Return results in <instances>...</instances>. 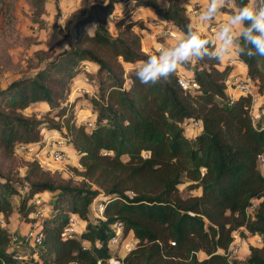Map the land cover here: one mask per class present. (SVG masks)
<instances>
[{
    "label": "trees",
    "instance_id": "obj_1",
    "mask_svg": "<svg viewBox=\"0 0 264 264\" xmlns=\"http://www.w3.org/2000/svg\"><path fill=\"white\" fill-rule=\"evenodd\" d=\"M26 1L30 20L42 28L46 0ZM168 2L165 9L154 0H79L59 32L63 46L36 51V66L0 89L3 152L39 144L44 125L47 134L63 137L78 165L70 168L76 180L42 169L33 159L18 179L0 174V264H109L116 257L108 244L115 223L121 237L130 233L135 239L119 264H264V56L237 57L245 78L263 96L255 118L249 93L229 98L225 81L231 67L215 59L181 65L196 83L189 93L177 85L176 72L167 81L142 85L134 68L125 72L124 65L140 64L157 45L143 51L136 29L145 26L132 9L182 34L191 24L189 13L179 0ZM238 4L231 0L222 13L230 15ZM83 63L94 71H82ZM80 74L94 83V94L68 101L70 82ZM81 100L93 117L89 129L76 122L74 106ZM40 103L41 116L23 113ZM182 180L198 194L181 196ZM43 193L53 198L40 225V245L12 242L7 227L12 212L32 226L33 198ZM97 196L104 198L102 210L92 222L89 208ZM253 198L257 203L246 213ZM70 214L86 224L67 238L62 230ZM233 231L256 235L259 246L248 245L242 259L228 257Z\"/></svg>",
    "mask_w": 264,
    "mask_h": 264
},
{
    "label": "rangeland",
    "instance_id": "obj_2",
    "mask_svg": "<svg viewBox=\"0 0 264 264\" xmlns=\"http://www.w3.org/2000/svg\"><path fill=\"white\" fill-rule=\"evenodd\" d=\"M154 1L156 2V0ZM179 1L185 5L187 13H189V10L191 9L199 7L206 8L208 4V0H203V2H201V0ZM78 3L79 0H46L44 14L41 16L44 21V25L42 28H38L37 23H34L30 20L31 8L29 7L26 0H0V89L4 88L10 81L20 77L36 66L38 62V57H35L36 51H54L63 46V40L60 38L59 32H64V24L69 18L70 13L76 9ZM195 3H197L198 6L195 7ZM198 28L199 25L195 29L198 30ZM108 30L112 32V27L110 25H108ZM173 30L175 31V29ZM136 31L139 33L138 29H136ZM150 33L153 36L156 35L154 28L151 29ZM159 39L162 38L159 37ZM175 41L176 40L171 39L165 42L166 44H164V46H170L174 44ZM132 68L133 66L131 65H124L125 72ZM77 77L78 78L73 82H70L69 97L67 98L68 101H72L74 99L75 94L77 93L75 89L79 86L87 88L89 91H91V94L83 93L84 96H92V93L94 94V83L90 79L89 83H84L81 74ZM83 94H79L78 97H83L80 96ZM74 107L76 112V122L80 123L84 116H87L90 113L87 101H76ZM43 108V105L39 106L38 108H26L23 110V113L28 115L30 111H33L36 117H39L43 113ZM42 127H44V125L40 127V132L45 133L46 135L43 134L39 144H31V150L29 152L26 150H20L18 145L14 146L12 153H5L0 149V174L6 175L12 179H18V177L20 178L23 175L26 163L33 159L37 161V163H40L42 169L48 170L57 176L63 177L65 179H78L70 170L72 166L78 167V165L73 161L72 152L66 144L65 148L68 150V158H66V160L52 162L44 157L45 155H43L42 152L45 149H48L50 146L56 144L59 138L63 140V137L57 135L55 132L47 134L45 132L46 130ZM187 132L190 133L189 130ZM258 169L262 170V167L259 164ZM187 184V181L182 180V183L178 186L181 196L198 194V190L196 189L188 190L186 187ZM52 198L53 194L49 193H43L41 196H35L33 201L36 199L39 201L38 203L34 202L35 208H42L44 213L43 215L45 216L48 209L50 208ZM103 199L104 198L102 196H97L93 199L89 208V221L93 222L94 219L98 217L96 215L97 211L95 208L99 203L103 202ZM18 201V195L12 197L11 203L13 207L16 208ZM79 221L80 228H82L83 225L85 226L86 223H83L81 220ZM8 223H10V226H15V233L13 234H16L18 237H20L29 229V223L20 220L17 216L16 210L12 212ZM77 226L78 223L76 225V230L79 231V226ZM244 234L245 236L241 237L238 235V231L232 232V242L233 245H236L237 247V251L233 255V258L241 259L247 252L248 245H253L256 247L259 246V238L256 235H249L246 232H244ZM130 242H135V239L132 238L130 233H127L120 239L119 245L117 246L116 250L113 251V253L115 252V256L117 258L122 257L124 253L132 248ZM18 249L19 253H24L26 250V248L21 246ZM111 249L114 248L111 247ZM197 257L200 259L203 257V254L197 253Z\"/></svg>",
    "mask_w": 264,
    "mask_h": 264
},
{
    "label": "clouds",
    "instance_id": "obj_3",
    "mask_svg": "<svg viewBox=\"0 0 264 264\" xmlns=\"http://www.w3.org/2000/svg\"><path fill=\"white\" fill-rule=\"evenodd\" d=\"M230 2L208 0L207 7L198 14V30L189 24L174 44L159 46L155 54L132 70L136 80L142 85H155L167 81L179 66L205 58L219 61L233 56H264V0H239L235 12L218 22L214 33L203 34L204 26L211 25ZM156 3L165 9L170 6L168 0H156ZM95 27L91 26L88 31Z\"/></svg>",
    "mask_w": 264,
    "mask_h": 264
},
{
    "label": "built area",
    "instance_id": "obj_4",
    "mask_svg": "<svg viewBox=\"0 0 264 264\" xmlns=\"http://www.w3.org/2000/svg\"><path fill=\"white\" fill-rule=\"evenodd\" d=\"M189 12H190L191 16L195 15V9H191ZM223 21L224 20H214L211 25H206L204 27V30L206 31V33L208 35L212 34V33H214V29H215V26L217 25V23L223 22ZM146 24L149 27L154 28L156 30V35H158L159 37L166 39V38H174L176 35V30L174 31L173 29H170V30L164 29L163 28L164 22H162L158 18H152L149 20V22L147 21ZM159 46H161V45H159ZM159 46H157L156 51H157ZM236 60H238L237 57H236ZM229 61L230 60H228V62ZM238 61L241 62L240 60H238ZM139 65L140 64L137 63V64H134L131 66H133V68H136V67H139ZM88 66H89V63H83L81 65V70L84 72H89ZM82 77H83L82 80L84 83H89V79L86 76H82ZM176 83L183 91L188 92V93L193 91L196 88V83L190 77L186 76L182 71H176ZM225 84H226V88L230 89V91L227 95L229 96V98L231 100H233L235 98L234 94L237 95L239 93H241V94L249 93L251 96V109H252L253 105L256 102L257 94L252 93V91H251L252 86L247 81L245 76H241L240 73L232 74L230 76V79L228 81H225ZM75 90L77 92L75 94V96H77L81 93L82 94L83 93L91 94V91H89V89L84 88L82 86H79ZM251 109H250V112H251ZM80 123L86 129H89L90 127H92L93 117L89 118L88 116H84V118L81 120ZM198 126H199V124L197 122L192 123L193 129H196ZM191 131H192V129H191ZM30 145L31 144H28V145L21 144V145H18V148L20 150H26L27 152H29L31 150ZM67 151L68 150H67V148H65V143L63 142V140L61 138H59V140L57 141L56 144H54L53 146H50L48 149H45L42 153H43V155H45L44 157H46V159H48L49 161L60 162V161L66 160V158H68ZM262 162H263L262 155H257V163L259 165H261ZM38 164L40 165L39 162H38ZM34 202L38 203L39 201H38V199H36ZM256 203H257V199H254V198L251 199L245 207V212L247 213V212L251 211V209L255 206ZM95 210L97 211L96 215L98 217H100L101 210H102V204L99 203L96 206ZM43 214L44 213H43L42 208H36L33 211V213L31 214V216L35 220L34 223L32 224V226L29 225V229L25 233H23L20 237H18L16 234H12L11 241L22 244L24 246H30V247H36V246L40 245L41 240H42V232L40 231V225L43 222V217H44ZM77 223H78V226H80V221L78 220V217L75 214H70L67 218V223L62 230L63 236L68 238V237H73V236L78 235L79 232L76 230ZM0 224L4 225L1 218H0ZM111 230L113 231V235L109 239L108 244H109L110 248L111 247L114 248L111 250L115 251L117 246L119 245L120 239L122 238L121 237V226H120V224L115 223L113 226H111ZM134 244H135V242L131 243V247H133ZM236 251H237V247H236V245H233V242H232L229 244L228 249L226 251V254L228 257H233V255L236 253ZM125 254L126 253H124L122 255V257ZM122 257H118V258L117 257H110L107 262L109 264H119V261ZM17 259H20V256H17Z\"/></svg>",
    "mask_w": 264,
    "mask_h": 264
},
{
    "label": "crops",
    "instance_id": "obj_5",
    "mask_svg": "<svg viewBox=\"0 0 264 264\" xmlns=\"http://www.w3.org/2000/svg\"><path fill=\"white\" fill-rule=\"evenodd\" d=\"M194 1V0H193ZM201 2H203V0H201ZM202 5H204V4H202ZM194 6L196 7V6H198V4L197 3H195L194 4ZM205 6V5H204ZM204 8L205 7H199V8H195V15L194 16H191L190 15V12H189V17H190V20H191V24L194 26V28H197V26L198 25H196V24H198L197 23V21H198V14L199 13H201L203 10H204ZM132 12L134 13V14H138L139 15V17H141V20H142V23H143V25L145 26V29L143 28V29H138L139 30V34L141 35V42H142V48H143V51L144 52H150L151 51V49L153 48V47H156V45L157 46H159V45H164V44H166L165 42H167V41H169V40H177V39H175V38H162V37H160V38H162V39H158L159 38V36L158 35H155V36H153L150 32H151V29H153L152 27H149L148 25H146V23H147V21L149 22V20L150 19H152V18H156V17H154L153 15H150V14H147V13H144V12H142V11H140V10H138V8H134V9H132ZM228 13H221V14H219L217 17H216V19L215 20H226L227 19V17H228ZM193 23H195V24H193ZM205 27V26H204ZM150 29V30H149ZM149 31V32H148ZM154 31L156 32V30L154 29ZM144 32H145V34H144ZM156 34V33H155ZM203 34H205L206 36L208 35L207 33H206V31L204 30V33ZM181 34H179L178 35V37L177 38H179V36H180ZM158 39V40H157ZM176 42V41H175ZM157 48V47H156ZM228 60H230L229 62H228ZM219 62H220V65H228V66H230L231 67V71H230V73H229V76H228V78L226 79V81H228L229 79H230V76L232 75V74H235V73H240L241 74V76H245L244 75V65L241 63V62H239L238 60H236V57L235 56H233V57H225L223 60H219ZM94 66H92V65H90L89 64V66H88V71H94ZM177 71H182L186 76H188V77H191V74H190V72H188L186 69H184L182 66H179L178 67V69H177ZM229 91H230V89H228V88H226V93L228 94L229 93ZM251 91H252V93H256V90H255V88L254 87H252V89H251ZM257 94V93H256ZM234 97H236V95L234 94ZM263 101V96H261V95H259V94H257V97H256V102H255V104L253 105V107H252V109H251V114H252V117H256L257 115H258V113H260V111H261V108H260V105H261V102ZM42 104L40 103V105L39 106H41ZM39 196V195H38ZM40 196H41V194H40ZM84 223V222H83ZM7 227H8V229L10 230V232L11 233H15V226H10V223H7ZM84 228V225L82 226V228H80V226H79V231L78 232H80L82 229ZM235 241V240H234ZM259 245V244H258ZM199 253H201V252H199ZM247 255V252L245 253V255L242 257V258H244L245 256ZM204 256V255H203ZM201 258H203V257H201ZM241 258V259H242Z\"/></svg>",
    "mask_w": 264,
    "mask_h": 264
},
{
    "label": "bare ground",
    "instance_id": "obj_6",
    "mask_svg": "<svg viewBox=\"0 0 264 264\" xmlns=\"http://www.w3.org/2000/svg\"><path fill=\"white\" fill-rule=\"evenodd\" d=\"M178 35H179V34L176 32V35H175V37H174V38H177V37H178Z\"/></svg>",
    "mask_w": 264,
    "mask_h": 264
}]
</instances>
